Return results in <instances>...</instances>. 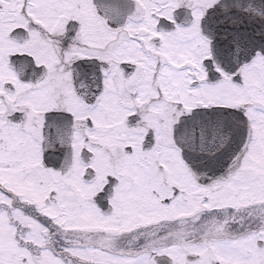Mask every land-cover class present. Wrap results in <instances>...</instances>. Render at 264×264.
Segmentation results:
<instances>
[{"label":"flooded vegetation","instance_id":"flooded-vegetation-1","mask_svg":"<svg viewBox=\"0 0 264 264\" xmlns=\"http://www.w3.org/2000/svg\"><path fill=\"white\" fill-rule=\"evenodd\" d=\"M0 264H264V0H0Z\"/></svg>","mask_w":264,"mask_h":264},{"label":"water","instance_id":"water-1","mask_svg":"<svg viewBox=\"0 0 264 264\" xmlns=\"http://www.w3.org/2000/svg\"><path fill=\"white\" fill-rule=\"evenodd\" d=\"M213 112L214 111L212 110H205L187 118L183 123L185 128L181 130L180 134V131L177 132L176 141L178 142V144H180L181 142L183 147L189 149V145L195 142L200 144V139H202L203 142L205 139L207 144L211 143V138H213V135H211V132L209 131L211 130ZM184 130L186 131L185 136H183L182 134V131ZM49 144H52L51 140H49ZM48 160L51 161V158H48Z\"/></svg>","mask_w":264,"mask_h":264}]
</instances>
